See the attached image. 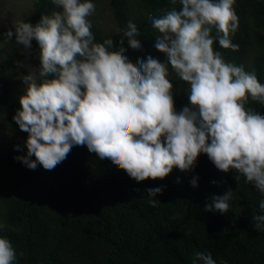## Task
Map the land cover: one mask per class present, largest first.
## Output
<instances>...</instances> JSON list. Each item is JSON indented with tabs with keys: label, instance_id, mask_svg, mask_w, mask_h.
<instances>
[{
	"label": "clouds",
	"instance_id": "obj_1",
	"mask_svg": "<svg viewBox=\"0 0 264 264\" xmlns=\"http://www.w3.org/2000/svg\"><path fill=\"white\" fill-rule=\"evenodd\" d=\"M50 3L58 10L41 14L35 24L17 20L0 34L4 44L14 38L26 59L32 41L38 45V67L16 61L28 71L19 76L23 94L12 120L27 133V151L14 159L29 169L52 170L73 146H81L142 182L162 180L174 167L192 170L204 154L216 169L234 170L236 179L243 176L264 197V115L245 107L249 99L264 105V84L255 70L226 62L213 47L216 40L223 49L239 50L230 38L238 28L236 0H170L179 10L173 7L152 19L158 32L154 48L165 60L148 56L139 67L127 51L118 52L113 39L96 42L88 20L96 10L94 0ZM129 27L119 49L141 52L142 33L135 23ZM170 69L189 85L188 104L179 111ZM197 181L193 177L191 186ZM163 190L146 189L151 207L160 204L154 197ZM233 192L213 196L205 211L227 213ZM259 210L264 213V199ZM253 221L256 230H264V214L253 215ZM5 227L0 221V230ZM16 261L12 243L0 236V264ZM191 264L216 261L210 251H196Z\"/></svg>",
	"mask_w": 264,
	"mask_h": 264
},
{
	"label": "trees",
	"instance_id": "obj_2",
	"mask_svg": "<svg viewBox=\"0 0 264 264\" xmlns=\"http://www.w3.org/2000/svg\"><path fill=\"white\" fill-rule=\"evenodd\" d=\"M94 3L97 9L88 20L96 42L113 39L118 52L127 51L137 67L148 56L165 60L154 48L158 32L152 19L173 7L179 10V3ZM29 7L25 21L32 24L41 14L58 10L50 0H32ZM233 7L238 28L230 38L239 50L223 49L214 40V51L226 62L255 70L258 81L264 84V0H236ZM99 14H108L110 26L102 25ZM132 23L142 33L139 42L143 50L138 53L119 49L123 33L130 31ZM211 35H217L215 29ZM37 51L33 40L34 59ZM17 58H25L22 46H15L14 38L4 44L0 37V221L6 225L0 236L12 243L16 264H191L193 253L205 250L211 252L216 264H264V230H256L253 221V215L264 214L259 210L264 197L243 176L236 179L234 170L224 173L216 169L204 154L198 156L192 170L174 167L162 180L142 182L94 159L81 146H73L52 170L40 165L29 169L14 159L27 151V133L12 120L20 108L18 96L23 94L19 76L28 71L17 66ZM169 79L179 111L188 104L189 85L171 69ZM245 107L264 115V105L251 99ZM193 177H198L196 187L190 184ZM159 186L164 190L154 199L160 204L151 207L146 189ZM228 189L234 192L227 213L205 211L213 196Z\"/></svg>",
	"mask_w": 264,
	"mask_h": 264
},
{
	"label": "rangeland",
	"instance_id": "obj_3",
	"mask_svg": "<svg viewBox=\"0 0 264 264\" xmlns=\"http://www.w3.org/2000/svg\"><path fill=\"white\" fill-rule=\"evenodd\" d=\"M31 2L32 0H0V30L15 25L17 20L25 19L30 8L29 3ZM102 6L105 8V5ZM93 14H95V12ZM99 17L103 26H110L108 14H99ZM18 60L25 61V63L32 68L39 64L38 60L34 59L33 56H29L27 59L17 58V61ZM23 74H27V72Z\"/></svg>",
	"mask_w": 264,
	"mask_h": 264
}]
</instances>
